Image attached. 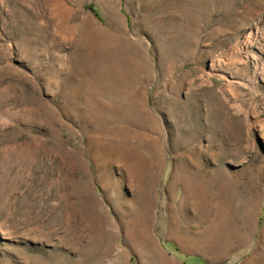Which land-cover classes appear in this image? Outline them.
Returning a JSON list of instances; mask_svg holds the SVG:
<instances>
[{
    "label": "rangeland",
    "instance_id": "rangeland-1",
    "mask_svg": "<svg viewBox=\"0 0 264 264\" xmlns=\"http://www.w3.org/2000/svg\"><path fill=\"white\" fill-rule=\"evenodd\" d=\"M0 264H264V0H0Z\"/></svg>",
    "mask_w": 264,
    "mask_h": 264
}]
</instances>
